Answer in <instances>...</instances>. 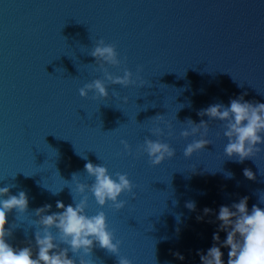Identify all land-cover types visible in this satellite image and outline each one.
Returning <instances> with one entry per match:
<instances>
[{"label": "water", "instance_id": "1", "mask_svg": "<svg viewBox=\"0 0 264 264\" xmlns=\"http://www.w3.org/2000/svg\"><path fill=\"white\" fill-rule=\"evenodd\" d=\"M101 39L115 45L122 61L119 68L106 65L109 73L122 76L127 68L135 79L140 67L151 86L108 85L106 100H93L91 92L81 98L80 88L103 79L88 55ZM241 95L264 103V0H0V188L28 197L24 214H7L6 228L16 227L7 242L14 248L31 242L35 258L34 210L48 204L50 215L57 201L74 207L73 196L82 199L77 184L94 183L84 171L91 162L113 178L126 174L135 185V199L128 193L118 198L125 202L119 212L110 203L100 208L84 193L86 215L104 212L122 256L132 264H201L197 253L213 246L221 206L246 196L249 212L253 205L264 208V145L243 163L230 160L222 123L197 115ZM157 114L171 125V135L151 119ZM188 119L209 123L210 143L186 160L185 147L200 138H181ZM157 126L176 155L153 167L137 150L146 137L157 139L150 134ZM246 168L254 180L244 177ZM189 201L195 211L185 207ZM226 235L219 232L220 243ZM228 251L221 248L224 264ZM86 259L117 264L98 246Z\"/></svg>", "mask_w": 264, "mask_h": 264}, {"label": "clouds", "instance_id": "2", "mask_svg": "<svg viewBox=\"0 0 264 264\" xmlns=\"http://www.w3.org/2000/svg\"><path fill=\"white\" fill-rule=\"evenodd\" d=\"M88 55L94 58L95 65L102 73L103 79H94L80 88L81 98H88L91 92L93 100H106L109 96L108 85H119L121 88L151 86L150 82H145L139 76L142 71L140 67L137 68L135 79L127 68L123 69L122 76L109 73L106 65L119 68L122 64V61L118 59L115 45L105 44L102 39L98 40ZM113 96L119 98L115 91ZM121 99L123 103H128V97ZM197 115L207 116L209 121L222 123L223 136L228 141L224 147V155L228 159L235 157V162L243 163L246 159L256 157L261 151L259 146L264 145V103L245 101L244 96L241 95L231 99L227 107L222 103H216L200 110ZM151 119H155L158 124L163 123L164 128L171 135V125L163 120L162 115L157 114ZM186 123L188 129L181 131V138L187 140L189 137H200L198 140H192L185 147L183 157L187 160L195 153L203 151L210 142L206 139L209 123L201 120L199 124H195L191 119H188ZM150 134L157 139L152 140L146 137L137 153L146 154L153 167L161 165L166 159H173L176 155L175 150L159 139L164 135V130L157 126L150 130ZM121 144L125 152L131 155L127 142L121 140ZM84 171L89 177L94 178V183L91 185L77 184L76 192L82 196V199L77 203L73 196L74 207L72 205L66 207L62 202L57 201L58 211L50 215L46 214L51 210V205L48 204L34 210V215L38 217L33 221L37 229L35 258H33L31 242L29 246L23 248H14L7 242L12 237V229L16 228L14 225L10 229L6 228L7 214L13 209L18 215L27 211L26 193L20 191L17 195H10L9 186L0 188V264H76L74 259L69 258V252L79 258V264H92V261L86 257L91 256L94 246L117 257V264H132L131 260L120 254L121 241L115 239L114 233L108 229L104 212L100 211L94 216L86 215L88 198L84 193L90 192L100 208L110 203L112 208L119 212L125 207V202L118 198L128 193L132 199H135L133 192L135 185L131 183L126 174L115 173V178H113L108 169L102 165L87 162L84 165ZM76 175L73 174L72 180ZM232 175V173H226L227 178H232ZM243 175L248 180L255 179L250 169H244ZM52 193L53 195L58 194V192ZM175 203L177 202L174 201ZM259 203L264 204V200L260 199ZM247 204L248 197L245 196L240 198L238 203H233L231 207L221 206L219 208L216 217L219 221V228L213 234V246L207 250L206 255L197 253L201 264H224L222 247L229 249L227 264H264V208L253 205L249 212ZM185 207L189 211H195L196 205L194 201H189L186 202ZM203 212L207 215L211 209L205 208ZM177 219L179 220V216ZM201 220L202 217L198 216L197 221ZM53 230H55V235H53ZM220 231L227 234L223 243H220ZM60 245L66 247L61 248ZM173 256L181 261L184 259L179 252L173 253Z\"/></svg>", "mask_w": 264, "mask_h": 264}]
</instances>
